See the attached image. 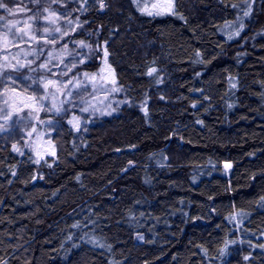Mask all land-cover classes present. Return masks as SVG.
<instances>
[{"label": "trees", "instance_id": "16d2710c", "mask_svg": "<svg viewBox=\"0 0 264 264\" xmlns=\"http://www.w3.org/2000/svg\"><path fill=\"white\" fill-rule=\"evenodd\" d=\"M103 4L70 37L120 104L40 160L0 139V264H264V0Z\"/></svg>", "mask_w": 264, "mask_h": 264}, {"label": "rangeland", "instance_id": "374dc122", "mask_svg": "<svg viewBox=\"0 0 264 264\" xmlns=\"http://www.w3.org/2000/svg\"><path fill=\"white\" fill-rule=\"evenodd\" d=\"M92 1L100 5V0H87V3H85V0H58L57 3L50 4V11L56 10L57 16L61 17L55 25H50V27L58 26L61 28L62 33L67 32V35H64L63 39H60L55 46L52 44L43 45L42 40L38 45L36 41H31L25 36L24 42L17 40L15 43H9L8 50L5 52L2 50V43H0V65L5 63L4 58L7 56L8 62L16 65L17 69L13 70L9 67L5 70L6 74L0 76V93L3 92L5 86L9 89L6 97H0V108H3V111H0V139L9 143L20 155L26 152L36 160L50 155L53 152V143L50 139L51 133L59 126V120L67 113L71 119L70 124L78 129L91 118L106 115L115 108L116 104H120L118 99L120 90L112 91L113 87H119L116 84H111L113 73L105 62L99 58V66L94 72L84 71L83 65L91 59L94 48L88 47L85 43L82 46L80 38L70 37L77 31L83 30L84 21L79 15L85 11L87 4ZM5 2L9 8H24L25 10L9 15L4 9H0V16L5 17L4 21H0V24L12 21L16 23V27L25 28L27 31L25 25L26 23H32L29 17L33 15V9L36 6L30 3L29 0H15V2L5 0ZM139 3L141 7L147 5L149 11L166 13L168 0H139ZM152 4H157L158 7L153 9ZM44 7H49V5L45 4ZM48 14L42 13V16ZM69 20L73 22L69 24ZM39 23L48 24L43 19H40ZM35 27V24H33V29ZM13 31L15 32V28ZM2 35L3 33L0 32V37ZM56 35L60 36L61 33ZM9 39L11 40V37ZM41 45L44 54L37 58L35 53L40 50ZM49 52H52L54 57L49 67L56 75L46 73L38 67L41 63L47 61ZM25 53L32 54L25 55ZM13 57H16V59H13ZM17 60L19 64H17ZM28 61H33V63L28 64ZM20 65H24V67H20ZM32 69H35V71ZM65 72L67 75H63ZM84 73H88L89 76H97L95 89L93 83L85 78ZM42 76L46 79L60 81V90L58 91L56 87L50 86L46 91L43 82L40 80ZM99 77H107V82H103V87L100 86L102 81ZM13 80H15V83H13ZM69 80L72 81L71 84L67 83ZM78 80L83 82L80 88L75 87ZM33 81H37V83H33ZM65 84H67L66 88L64 87ZM12 89H15V91H12ZM37 89L38 92H34ZM69 92H71V95H68ZM34 94L48 96L47 100L40 102L43 107L38 110L26 106L33 103L27 97ZM11 97H18V99L12 107L5 106L2 100ZM85 108L87 111H82ZM226 165H229L228 162L224 163V167L229 168Z\"/></svg>", "mask_w": 264, "mask_h": 264}, {"label": "snow or ice", "instance_id": "6c2138e0", "mask_svg": "<svg viewBox=\"0 0 264 264\" xmlns=\"http://www.w3.org/2000/svg\"><path fill=\"white\" fill-rule=\"evenodd\" d=\"M13 2H15V0H13ZM29 2L32 3L36 7H34L33 9V15L29 17V20H31L32 23L31 24L26 23L25 25V27L27 28V31L25 30V28L16 27V23L12 21H8L6 23L0 24V32L3 33L2 37H0V43H2L3 51L6 52L8 50L9 43H15V41L17 40H19L20 42H24L25 36H27L28 39L31 41H36L38 45L40 44V41L42 40L43 45L52 44L53 46H55V44L60 39H63L64 35H67V32L62 33L61 28L58 26L54 28L50 27V25H55L57 21L61 18L60 16H57L56 10L50 11V4L57 3L58 0H29ZM85 3H87V0H85ZM133 3L136 4V6L140 9L142 13H145L148 16L162 14L160 11H156V12L149 11L147 8V5H144L143 7H141L139 0H133ZM45 4H48L49 7H44ZM100 6L101 8L104 7L103 0H100ZM174 6H175V0H168V4H167L165 11L168 13H172ZM151 7L155 9L158 7V5L152 4ZM0 9H4L9 15H14L16 12H22L25 10L24 8H17V9L9 8L5 0H0ZM42 13H49V14L47 16H42ZM244 15H248V13L245 12ZM180 18L183 19V17H180ZM40 19L47 21L48 24H40L39 23ZM4 20H5V17L0 16V21H4ZM72 22H73L72 20L68 21L69 24H71ZM33 24H35L36 26L35 29H33ZM14 28H15V32L13 31ZM40 29H42V31H40ZM57 33H61V35L57 36L56 35ZM238 34L239 33H237V35ZM9 37H11V40L9 39ZM231 38L232 37L230 36L229 39ZM80 44L84 46V41H80ZM29 54H32V53H25V55H29ZM43 54H44L43 46L41 45L40 50L36 52L35 55L37 56V58H39V56ZM104 55L105 57L108 56V52L106 50H105ZM53 58L54 57H53L52 52H49L47 61L45 63H41L38 67L40 69H43L46 73L56 75L55 73L52 72V68L49 67V64H51ZM4 59H5V63L3 65H0V76H4L6 74L5 70L9 67L13 68V70H17L16 65H12L8 62L7 56H5ZM13 59H16V57H13ZM31 63H33V61H28V64H31ZM17 64H19L18 60H17ZM73 66L75 67V65ZM20 67H24V65H20ZM32 70L35 71V69H32ZM152 71H155V69H153ZM63 75H67V73L65 72L63 73ZM149 75H151V72L149 73ZM84 76L85 78L89 79V82L93 83L94 89H95V81L97 80V76L96 75L89 76L88 73H84ZM99 78L102 81L100 86L103 87V82H107V77H99ZM9 79H11V77H9ZM40 80L43 82V87L46 91L49 89L50 86L56 87L58 91L60 90L59 88L60 81H55L50 78L46 79L43 76L40 78ZM110 82L112 85L116 84L114 74H112V79ZM13 83H15V80H13ZM33 83H37V81H33ZM67 83L71 84L72 81L69 80ZM82 85H83V82L78 80L75 84V87L80 88ZM64 87L66 88L67 84H65ZM85 90L87 89L85 88ZM119 90L120 89L116 87L112 88V91H119ZM8 91H9L8 87L5 86L3 92L0 93V97H6ZM12 91H15V89H12ZM34 92H38V89L34 90ZM68 95H71V92H69ZM17 99L18 97L4 98L2 100V103L7 107H12ZM27 99L33 101V103L26 105V106L33 108L34 110H38L39 108L43 107V105L40 102L43 100H47L48 96L47 95L38 96L34 94L30 97H27ZM0 111H3V108H0ZM57 111H59V109H57ZM82 111H87V109L86 108L82 109ZM29 135H31V133H29ZM226 167H229V165H226Z\"/></svg>", "mask_w": 264, "mask_h": 264}]
</instances>
